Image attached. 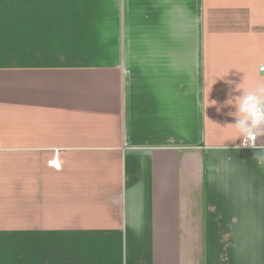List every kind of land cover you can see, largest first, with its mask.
<instances>
[{
    "label": "crops",
    "instance_id": "obj_1",
    "mask_svg": "<svg viewBox=\"0 0 264 264\" xmlns=\"http://www.w3.org/2000/svg\"><path fill=\"white\" fill-rule=\"evenodd\" d=\"M16 6L0 264H264V137L242 147L224 106L264 84V0Z\"/></svg>",
    "mask_w": 264,
    "mask_h": 264
},
{
    "label": "clouds",
    "instance_id": "obj_2",
    "mask_svg": "<svg viewBox=\"0 0 264 264\" xmlns=\"http://www.w3.org/2000/svg\"><path fill=\"white\" fill-rule=\"evenodd\" d=\"M234 91L241 94L230 95L224 105L234 106L236 109L234 112L228 113L235 119V123L229 125L234 126L239 134L237 139L242 141V147L254 148L256 139L264 137V84L251 91L243 90L241 84H238ZM258 159L264 163V156H260Z\"/></svg>",
    "mask_w": 264,
    "mask_h": 264
},
{
    "label": "rangeland",
    "instance_id": "obj_3",
    "mask_svg": "<svg viewBox=\"0 0 264 264\" xmlns=\"http://www.w3.org/2000/svg\"><path fill=\"white\" fill-rule=\"evenodd\" d=\"M16 4L17 0H0V12L2 9H5L10 11L12 13L11 15H16ZM10 28L13 30L14 33H16V25H10ZM13 258V257H10Z\"/></svg>",
    "mask_w": 264,
    "mask_h": 264
},
{
    "label": "built area",
    "instance_id": "obj_4",
    "mask_svg": "<svg viewBox=\"0 0 264 264\" xmlns=\"http://www.w3.org/2000/svg\"><path fill=\"white\" fill-rule=\"evenodd\" d=\"M260 70L262 72H264V67H262ZM49 164H50V166H54L57 169H60V167H61V165L59 163H57L56 161H50Z\"/></svg>",
    "mask_w": 264,
    "mask_h": 264
}]
</instances>
